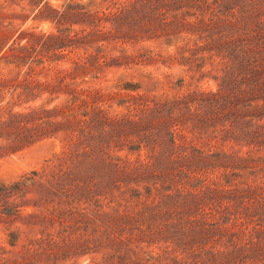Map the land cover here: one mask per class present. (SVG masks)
I'll use <instances>...</instances> for the list:
<instances>
[{
  "label": "trees",
  "instance_id": "16d2710c",
  "mask_svg": "<svg viewBox=\"0 0 264 264\" xmlns=\"http://www.w3.org/2000/svg\"><path fill=\"white\" fill-rule=\"evenodd\" d=\"M50 1L31 0L23 24L34 15L56 32L19 30L0 57V157L60 134L62 152L48 170L0 185L9 221L20 218V194L40 190L36 213L22 218L40 228V237L20 252L1 249L0 264H34L32 258L44 256L57 264L91 251L100 260L89 264H264V0H59L62 10ZM227 2L241 6V40L226 27L223 62L205 71L212 58L181 36L201 42L204 32L208 40L220 35L224 30L213 28L226 15L210 11ZM177 5L187 11L171 14L170 22L157 13ZM159 32L165 47H184L168 56L124 47ZM63 61L67 69L51 67ZM146 65L188 67L198 82L213 80L218 89L183 93L184 79L168 83L170 91L178 88L173 96L134 83L118 82L108 95L89 86L112 67ZM43 96L40 108L15 111ZM227 143L230 155L222 152ZM223 159L241 163V187L231 185ZM11 238L16 248L20 238Z\"/></svg>",
  "mask_w": 264,
  "mask_h": 264
},
{
  "label": "rangeland",
  "instance_id": "374dc122",
  "mask_svg": "<svg viewBox=\"0 0 264 264\" xmlns=\"http://www.w3.org/2000/svg\"><path fill=\"white\" fill-rule=\"evenodd\" d=\"M88 1L89 0H83L82 3L87 4ZM101 1L102 0H95V3H100ZM63 4L64 2L59 0H51L49 2V5L55 10H60ZM31 5V0H0V57L5 52L4 46L7 45L9 40L10 41L7 47L11 45L12 36H15L16 38L18 36L19 30L23 31L26 29L34 28L36 29L35 32L38 34L41 32L46 34L56 32L53 23H51L50 21L42 20L40 18L34 20V15H31V18L28 19L25 24H23L26 17L29 16L32 10ZM234 5V2H227L226 5L224 4L221 7L218 5L211 7L210 12L215 11V14L221 15L222 13H225L226 15V17L224 16L223 18L224 20H220V22H218V24H216L213 28L214 30L217 26V29L214 31L215 33L223 30L224 32H221L220 35L214 34L212 40L207 39V36L210 35L209 32H204V34L198 33L204 37V40L201 42H197L196 37H192L186 33L181 36L182 38L186 37L188 39H193V41L189 44V48L191 50H194L197 46L198 49L199 47H201L202 49L206 50L205 56L208 58H212L205 71L211 70V62L215 66L219 65L220 62H223L222 56H225L226 53L221 51L225 49L223 46L224 43H227L228 39H226V37H229V28L226 29V27L231 26V29H233L232 31H236V33L232 35L234 41L241 40L238 39L239 37H241V6L232 7ZM184 11H187V9L181 7L180 5H177L171 7L170 9H164L162 12L160 10L157 13H165L162 17V20L170 22L172 21L171 14H180ZM190 12L192 13V15H194L195 13L197 14L198 11L196 12L194 9H192L190 10ZM233 13L235 14V17L232 16L231 18L230 15H233ZM190 21L191 23H195L196 18L192 17ZM215 23H217V20L215 21ZM203 26L204 25H201L200 27ZM161 33L162 32L151 34L149 37H153L152 41L142 42L136 46L128 44L124 47L128 50L129 54L137 53L141 49H150L155 52H161L165 56L175 54L178 48L184 47L185 43L183 42H180L177 46L165 47L161 43L164 42L166 38L162 37L163 39L159 41L157 39L158 35H161ZM110 51L111 48H108L104 53H109ZM196 53H199L196 58L202 57L201 52ZM116 56H119V54L116 53ZM185 56L190 57L191 55L186 54ZM51 67H57V69L60 68L62 70L68 68V66L65 64V61L60 62L58 66L56 64H53ZM188 69V67L185 68L178 65L171 70L165 68L162 65L137 66L131 69L125 67H112L101 74L99 76V79L93 81L89 79V86L96 89H102L104 93L108 95L115 90L114 88L118 82L134 83L140 84L145 92H149L152 95H162L166 93L173 96L178 92V88H176L175 91H170L168 83L176 85L178 81L184 79L185 85L182 89L183 93L188 91L193 92L197 89L212 92L217 91V84L213 80L206 79L202 82H198V75L195 76L193 73L188 72ZM2 73L8 75V72L5 70H3ZM13 76L14 74L10 77ZM50 77H53L52 73L50 74ZM168 77L170 78L168 79ZM192 78L194 80H192ZM9 98L10 96L6 95L3 105L9 101ZM63 99L64 98H61L60 101L54 103V105H52L50 109L55 105L62 103ZM47 100L48 97L43 96L41 99L34 102H29L27 104L20 103V105H18L19 107H17L15 111L26 112L29 109H38ZM104 103L108 104V102ZM104 109L109 110L108 106H104ZM237 111L239 112L241 110L238 109ZM110 112V116H112L114 111L112 110ZM61 139H63L62 134L58 135L57 139L38 142L37 144L29 146L19 153L0 157V185L5 184L9 186L27 177L31 178L32 172L41 173L45 170H48V167L51 164V161L54 159L55 155L62 152ZM212 145L220 147L222 144L219 142V140H214L212 142ZM232 147V143L224 144V146L222 147V152L230 155L233 152L231 150ZM234 149H236V152L240 151L239 155L241 156V148L237 147ZM222 163L226 164V166L229 167L227 173H229L231 176L234 175V177L231 179V182H233V184L231 185H233V187H241V174H243V172H241V163L239 164L225 159H223ZM26 193L27 194L25 195V197L24 194H20L22 195V197L18 198L16 201V203L23 207L20 218L13 221H9L8 218L4 214H2L4 213L3 211H7L5 209H7L8 205L4 200H0V262L3 260L1 257V249L6 250L7 252H20L22 251L23 246H28L30 240L40 237L39 227L25 226V224H23L22 222V218L26 217L27 214L36 213V209L33 206L38 200L40 190L30 186ZM238 197V206L241 207V195L239 194ZM12 234H16L17 237L19 236L20 238L16 248H12L10 246V242L12 241ZM58 251L59 249H54V252L58 255L63 253L61 251ZM90 253L91 254H88L86 256L79 257L70 254L65 258H61L58 262H56V260L54 261L57 264H89L92 260H100V256L92 254V251ZM9 257H11L10 253L9 255H5L4 260ZM20 260L22 261V259ZM31 260L32 262H34V264H49L48 258L46 256L32 258ZM50 264L53 263L51 262Z\"/></svg>",
  "mask_w": 264,
  "mask_h": 264
}]
</instances>
